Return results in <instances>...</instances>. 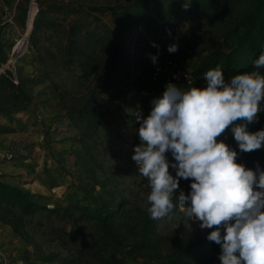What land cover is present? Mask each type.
Segmentation results:
<instances>
[{"label":"rangeland","instance_id":"rangeland-1","mask_svg":"<svg viewBox=\"0 0 264 264\" xmlns=\"http://www.w3.org/2000/svg\"><path fill=\"white\" fill-rule=\"evenodd\" d=\"M67 1L0 0L1 180L53 208L80 202L92 208L99 206L105 213L123 207L147 210L151 188L131 159L134 146L140 143L135 132L139 125L129 115L132 110H123L124 98H113L116 91H106L92 78H83L77 57L69 53L75 23L83 25L79 40L84 43L82 38L97 26L101 33L103 25L116 28L117 15L109 8L133 0ZM54 2L70 14L48 10V4ZM220 34L217 28H195L181 21L174 41L179 50L163 62L182 63L196 72L198 57H184L209 46L227 50L230 42L218 40ZM205 84L201 75L195 77L194 84L182 83L180 88ZM93 92L92 102L100 105L106 118L93 136L85 137L89 118L79 111H84ZM19 149L23 154L6 159V152ZM169 170L175 175L174 169ZM181 191L185 192L180 187L175 195ZM6 210L10 212H0V264H94L90 255L81 257L78 251L81 242L95 236L84 223L74 226L67 218L47 211L23 215L19 208ZM4 214L12 222L3 220ZM155 230L159 235L189 242L207 240L212 229H201L199 222L188 223L177 207L171 218L155 220ZM36 246L44 254L59 256L54 262L44 261L37 255ZM127 249L122 247L121 255L129 264H151L150 257H128ZM163 252H169L168 245Z\"/></svg>","mask_w":264,"mask_h":264},{"label":"trees","instance_id":"trees-1","mask_svg":"<svg viewBox=\"0 0 264 264\" xmlns=\"http://www.w3.org/2000/svg\"><path fill=\"white\" fill-rule=\"evenodd\" d=\"M62 3L66 2L62 0ZM47 9L70 14L56 2L48 4ZM109 9L117 15L116 28L103 25L105 30L101 33L97 26L87 32L88 35L82 38L84 43H81L79 34L83 25L75 23L71 27L69 53L77 57L83 78H92L106 91H116L115 100L124 98V111L142 110L147 116L152 99L165 90L164 78L154 76L155 67L172 54L167 49L174 44L181 21L189 22L195 28H217L221 33L218 40L224 38L230 42L227 50L209 46L186 55L184 59L198 57L197 70L193 72L195 77L217 65L223 69L226 79L242 72L256 71L252 62L264 50V0H133ZM153 42L159 45L158 49L152 46ZM158 51V62L154 64L150 54ZM259 71L264 73V68ZM2 78L1 75L0 81ZM141 82L144 84L140 86ZM176 84L182 87V83ZM94 99L95 92L84 111H79L81 116L89 118L85 137L93 136L106 118L100 105L92 102ZM263 114L261 112L249 125V131L264 129ZM226 132L217 139H225L239 152L233 135ZM167 155L172 157L171 153ZM237 159L249 168L255 169L257 164L264 168V150L240 153ZM190 183V180L181 179L180 187L185 193L190 191ZM8 207L19 208L23 215H35L41 211L55 213L70 220L74 226L84 223L95 231V236L88 242H81L78 251L81 257L90 255L94 264H129L126 256L121 255V248L125 246L128 247L125 252L128 257H150L151 264H220L219 245L204 238L183 242L172 235H159L155 220L141 208L123 207L105 213L99 206L92 208L80 202L65 208H53L33 200L30 192L0 181V212L8 211ZM4 216L1 215L2 219L8 222L9 218ZM14 230L20 232L18 226H14ZM167 245L169 252L164 253ZM36 248L37 255L44 261L54 262L59 256L44 254L40 247Z\"/></svg>","mask_w":264,"mask_h":264},{"label":"clouds","instance_id":"clouds-1","mask_svg":"<svg viewBox=\"0 0 264 264\" xmlns=\"http://www.w3.org/2000/svg\"><path fill=\"white\" fill-rule=\"evenodd\" d=\"M152 46L159 48L156 42ZM167 50L177 52L178 44ZM158 56L159 51L150 54L154 64ZM252 63L256 71L230 79L219 65L212 67L200 87L182 89L168 82L152 99L147 116L142 110L129 112L139 125L135 132L140 143L131 159L151 188L150 217L171 218L179 207L188 223L212 229L206 238L220 246V264H264V168H249L237 159L240 153L264 147V129L249 131L264 112V73L259 71L264 50ZM226 130L239 152L217 139ZM181 179L191 181L190 191L177 197Z\"/></svg>","mask_w":264,"mask_h":264},{"label":"built area","instance_id":"built-area-1","mask_svg":"<svg viewBox=\"0 0 264 264\" xmlns=\"http://www.w3.org/2000/svg\"><path fill=\"white\" fill-rule=\"evenodd\" d=\"M63 1L68 2L67 0H63ZM154 76L155 78L158 77L164 78L166 84L168 82H172V83L182 82L185 84L192 85L195 82V76L193 75V71L188 66L175 63L171 60L158 64L155 67ZM23 152L24 151L22 149L9 151L6 152L5 157L7 160L11 161L16 159L21 154H23ZM0 181H2L1 176H0Z\"/></svg>","mask_w":264,"mask_h":264},{"label":"crops","instance_id":"crops-1","mask_svg":"<svg viewBox=\"0 0 264 264\" xmlns=\"http://www.w3.org/2000/svg\"><path fill=\"white\" fill-rule=\"evenodd\" d=\"M65 14V13H64ZM9 184V183H8ZM12 185V184H11Z\"/></svg>","mask_w":264,"mask_h":264}]
</instances>
